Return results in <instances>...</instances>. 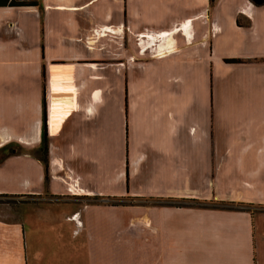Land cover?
<instances>
[{
	"label": "crops",
	"instance_id": "obj_1",
	"mask_svg": "<svg viewBox=\"0 0 264 264\" xmlns=\"http://www.w3.org/2000/svg\"><path fill=\"white\" fill-rule=\"evenodd\" d=\"M39 4L0 8V196L62 203L18 208L1 246L264 264V0Z\"/></svg>",
	"mask_w": 264,
	"mask_h": 264
},
{
	"label": "rangeland",
	"instance_id": "obj_2",
	"mask_svg": "<svg viewBox=\"0 0 264 264\" xmlns=\"http://www.w3.org/2000/svg\"><path fill=\"white\" fill-rule=\"evenodd\" d=\"M105 48H108V42L106 41L103 43ZM135 45V40H134ZM136 46L138 48V53H141V48L139 46V43L136 42ZM130 60V59H128ZM127 60V61H128ZM133 60V58H131ZM42 198L48 199L51 201L50 203H58L61 204L60 201H55L52 197H40L39 199L35 198H16V197H1L0 196V222H7L12 223L15 219L14 217V211H18V208L27 207V205H41L45 203V201L41 200ZM77 201V200H75ZM19 215V214H18ZM46 223V222H45ZM45 223H42L43 226H46ZM47 236H42V243H38L35 247V245H32L31 247L28 245L26 246V240L24 242L22 241L21 245V260L20 262H16V254L19 250L18 244H13L11 241L6 240L4 246H1L0 244V264H45L48 258H56L60 259L62 257V249L61 245L59 243L58 246L54 247V251L51 250V245L47 244ZM38 238V236H37ZM65 243V242H64ZM47 246V247H46ZM35 251V252H34ZM39 251V252H38ZM37 254H40L37 256ZM52 254V255H51Z\"/></svg>",
	"mask_w": 264,
	"mask_h": 264
},
{
	"label": "trees",
	"instance_id": "obj_3",
	"mask_svg": "<svg viewBox=\"0 0 264 264\" xmlns=\"http://www.w3.org/2000/svg\"><path fill=\"white\" fill-rule=\"evenodd\" d=\"M213 0H208L209 6ZM0 8H36L41 10L39 0H0ZM236 25H240L239 21H235ZM226 63H235V60H226ZM6 155H12L11 151H8ZM46 155H47V140L44 133V119L43 114L41 117V129H40V141L38 148L32 152V157L40 162L44 170V181H46Z\"/></svg>",
	"mask_w": 264,
	"mask_h": 264
}]
</instances>
